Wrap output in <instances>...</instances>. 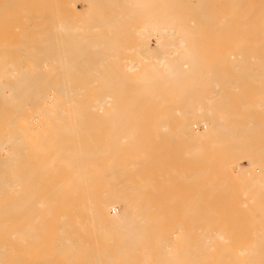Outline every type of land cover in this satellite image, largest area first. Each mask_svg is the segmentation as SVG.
<instances>
[{"label":"bare ground","instance_id":"obj_1","mask_svg":"<svg viewBox=\"0 0 264 264\" xmlns=\"http://www.w3.org/2000/svg\"><path fill=\"white\" fill-rule=\"evenodd\" d=\"M250 1H252V0H250ZM258 1H260V0H257V2ZM135 2H138L139 6L142 7L143 6L142 4H147V3L150 4L149 2H154V1L150 0L149 2H146V0H143V3H141L142 0H136ZM183 2L185 3V1H183ZM217 2H218V0H217ZM239 2L244 3V1H240V0H239ZM239 2L234 3L236 5L235 6L236 8H238V5L241 6V4H239ZM260 2H259V4H261ZM92 3H94V2H92ZM102 3H103V1H102ZM102 3H100V5ZM104 3H106V2H104ZM104 3L102 4L103 6H104ZM110 3H112V1ZM114 3L115 2H113L110 5H114ZM208 3H209V0H208ZM215 3L216 2L213 1V5ZM253 3H254V0H253ZM262 3L264 5V0H262ZM218 4H219V2H218ZM228 4H229V2L225 5L228 6ZM231 4H232V2H231ZM234 4H232V5H234ZM67 5L70 6V3H67ZM127 5H128V3H127ZM244 5H246V4H244ZM69 6H68V8H69ZM94 6L96 7L97 5H94ZM118 6H120V5H118ZM122 6H120L121 10H124L123 9L124 6L123 7ZM156 6H158V5L156 4ZM211 6H212V4H211ZM257 6H258V4H257ZM260 6L261 5H259L258 7H260ZM130 7H129V9L132 8L131 10L134 13V14L133 13L132 14L130 13V14L133 15V17L135 16V18L138 20L137 16L139 17V15L137 13H139V11H141L142 8H139L137 6L140 9V10H138V8L135 9L136 7H134L133 5L131 8ZM133 7H134V9H133ZM148 7H146V8L144 7L143 8L144 10L142 12L144 13L145 9L147 10ZM151 7H152V5L150 6V8ZM68 8H67V11H70V8H69V10H68ZM109 8L107 11H109ZM158 8H160V7H158ZM251 8L252 7H250V10H251ZM215 9H216V7H215ZM222 9L220 6V10H217V11H219V14L221 13ZM246 9L247 8H245L244 11L249 10V8H248V10H246ZM55 10L54 9H53V11L51 10V12L53 13L52 16H54V14H56ZM102 10H103V8H102ZM118 10H120V9H118ZM134 10H136L137 12H135ZM241 10H243V9H241ZM257 10H259V9L257 8ZM260 10H262V8H260ZM107 11H106V13H107ZM129 11L130 10H128V12ZM150 11L151 10L145 11V12L147 13ZM162 11H164V10H162ZM217 11H216V13H218ZM228 11H229V9H228ZM233 11H234L233 14H235L236 13L235 10H233ZM63 12H66V11H63ZM151 12L154 13V10ZM222 12H224V11H222ZM226 12H224V13H226ZM243 12L242 13L239 12L238 14L240 15V13H241L242 15H240V16H243ZM256 12H258V11H256ZM68 13L69 12H66L67 15H68ZM86 13H88V12H86ZM122 13H121V15H122ZM124 13H123V15H124ZM135 13L137 14V16ZM143 13H141V14L143 15ZM146 13H144L145 16L147 15ZM250 13H252V11ZM258 13L254 12L253 14H256V16H258ZM261 13L264 16L263 12H260L259 16H261ZM104 14L105 13H103V15ZM127 14L128 13H126V15ZM149 14L152 15L151 13H149ZM149 14L146 17V18L149 17L148 19H145V16L143 15V19L146 20V22L144 23L145 27L143 29H141V28L144 25H142L140 29L137 27L139 31L135 32V33H141V35L146 34L147 37H149L148 35L150 32L153 33L154 34V40H155L154 46H151L150 39L145 40L146 38H143L144 40L142 39L143 41L141 44L140 43H138L139 45L134 44L136 46L135 49L137 50V52L135 51V53H138V57L135 56V58H131L133 55L130 57V54H129V57L131 58L130 60L128 59L129 64L121 63V60L118 61V62H120L119 64H117L118 63L117 61L113 62L116 59L118 60L119 57L113 59V61H111L109 63H106L105 61H103V63H106V65H105L106 67H109V66L114 67L115 66V68L116 67L118 68V69L116 68L117 70H114L113 68L110 69V67L104 68V70L101 67L102 68L101 71H99L100 68H99V70L96 69V67L102 66V62H101L102 60L115 57L114 54L116 52L115 53L113 52L114 54H111V52L113 50H116V48L114 46H110L108 44L107 40L101 39L100 37H99V39H97L98 37L96 36L97 38H94L95 37L94 36L93 38L96 40L91 39L89 41V46H90V48H93V47H97V45H99V47H97L96 49L93 48L90 51V53L89 52L84 53V51H88L87 49L89 46L80 47L78 45V43L82 39L75 38V37H78V35L76 36V34H74L75 30L77 31L78 26H76V22H74V20H73L74 18L70 19L71 20L70 23L68 21L69 19L66 20L67 22H65V21L58 22L57 25L56 24L52 25L53 23L52 24L49 23L50 26L51 27L53 26L54 28H56V30H54L52 27V29H53L52 31L49 30L48 32L46 31L45 33H43V36L41 35L42 37L39 38L40 40L37 39L39 41L37 45L31 44L32 46L29 45L30 47H23L20 45L21 48L22 47L23 48H22L21 53L19 51V54L18 53L15 54L14 48H13L14 54H12L13 51L11 52L12 49L11 50L8 49L9 50L8 51L9 53H8L7 49L5 48V47H9L12 44L16 45V43H15L16 41H14V43L12 41V43H11V40H13L15 38V36H16V40L19 41L17 39L19 34L15 35V33L19 29L16 30L15 26L13 27V29H11V30H13L11 32H13L14 33L13 35H15V36L11 35L8 29H7V31L9 33L4 31V32L10 34L11 35L10 37L13 36V38L12 39L8 38L7 34H6V37H4V35H2L4 38H7V39H3V37H2L3 41H5V44L3 43V41L0 38V264H23L27 261L31 264L73 263V260L76 258V255L78 252H80L84 249L89 250L91 247H93L94 245L97 244L94 242L89 243L88 241H84L83 238H80V236L77 234V231H75L73 234L67 235L65 232L60 233L59 232L60 230L56 231L55 233H53L51 235L53 237H51V241L49 242V240H47V239L50 237L47 235L45 228L40 234V232H39L40 229L35 224H33L29 227H27V226L24 227L23 225H21L17 221V219H19V217H21V213H22L21 211L28 209L30 211L36 212L38 206H39V209L42 208L41 214L45 215L47 213V211H46L47 205H49L47 203L48 202L47 200H52V199H55L58 197L63 198L64 196H70V197L76 198V200H78V199H81L82 201L86 200L85 203L90 202L94 198L103 199V201L105 203L103 204L102 208L96 209L94 205H91V206L87 207V212H89L92 219H93V217L97 216L100 212H102V213L106 214L108 221L104 225L98 226V223L96 224V222H94V220H92L89 223V225L94 226L95 230L91 231L90 234L93 237H95L96 239L102 240L107 245H113V243H115L118 240H123L126 243L123 246H118L117 248H115V250H116L115 255H117V256L107 255L105 257H100L97 255V251L95 250L91 255V261L92 262L94 261L97 263H102L103 260H106V259L110 260L114 257H120V258H124L126 260L129 259V261L131 263H135V260H139V263H144V264H147V263H153V264H264V222H263L264 209L262 211V204L264 207V202L261 200V196H264V195H262L263 194L262 192L264 191L262 189V182H263L262 177H264V176H262V175L264 173L263 174H260V173L257 174L256 172H254L253 174H251L249 179H244L243 181L239 182L240 180L238 181V179L236 177H234V175H233V174H235L233 171L234 169L232 170V168H230L231 166H227V164L224 163L225 168L224 167L223 168L225 170H228V171L225 172L222 168V170H223L222 172L227 173L229 178L232 180L231 181L232 184L229 181L227 182L225 180L227 186H230V184L233 185L238 181L237 183H239L240 188H241V189H239L241 196H242V193L243 194L245 193L244 196L245 195L247 196V194H246L247 189H248V191H250L251 188H253V190H255L254 192H252L253 196H251L249 198L247 197V199H249V201H252L255 205H252L250 207L246 206V208H245L246 212L251 211V213L250 214L248 213V215H246V216H242L240 218V220H239V218H237L236 214L237 213H239V214L243 213L245 215L246 214L245 210H243L244 212L242 211L241 213H240V211L234 213V211H236V210L232 209L233 212H231V213H234L233 216L236 215V217L233 218V217H231L232 215H230V214L228 216V213L224 207H223L224 209L222 208L223 210L226 211L227 215L225 214V211L221 210L222 214L224 212V216L226 215L227 218L231 217V219L233 218L232 220L235 221V222H233V226L235 225V226L242 227V228H235L234 227V229H233V226H232V229L229 228L231 226L230 222L225 223V221L228 219H225L226 217H224L221 214V211L219 212V210H218V212L221 214V217L223 216V219H225L224 222L222 221L225 224H220L221 222H219V224H218L217 221L214 222L215 218L213 219L212 216H215V215L211 214L212 216L211 215H205V216H201V217H195V213H193L194 217L192 215V218H191L192 220L190 222L191 226L189 228L186 227L187 224L185 223V221H183L181 219V220H178L177 223H175L168 230H164L162 228H160L161 229L160 231L148 230L147 229L148 226L152 225V223H153L152 219L155 218V217L153 218L152 213H150L151 211L153 212V210H151V208L154 209L155 207L153 206V204H151L152 207L148 206L149 204L147 206H145V203L147 201L142 196L144 194L145 198H147L145 195L146 190H149L150 188L152 189V187L155 188V184L158 182V181H156L157 176H159V178H161V175H164V174H160V173L155 172V173L150 175V178L145 179V180L141 178L142 181H140V183H137L136 185L128 186L129 190L131 192H137V193H135V195L138 196V197H134L131 199L129 198L127 192L123 193V192L119 191L120 188L114 190L108 184L102 185V183H101L99 186V189L102 188V186H103V190H101V191H97L96 189L90 190V187L92 184H94V183L97 184L100 181V179H101L100 176L102 177L104 175V177H106V176H110V175L115 176L116 174H118L120 172V170L118 169L119 163L125 162V165L121 170H125L128 168V165L126 164V162H127V158L125 156L126 153L123 154V151L121 152V148L118 144L119 143L118 137L121 136V133H119V132H126L127 131L129 133L127 136L122 138V141H124V139H125V141H126V139H128L129 141L128 142L126 141L127 143L125 142L124 145H121V147L125 148V146H126L128 148V146L130 145L129 147L131 148V146H133L132 147L133 149L131 148L132 151H130L133 153L134 150L137 148L134 144H132L133 141L131 142L130 140H133V139L135 140V138H136L135 135L137 133L139 134V131L141 130L140 129L141 127L139 128V130L137 128H133V130H132L129 127L130 124H128L127 126H123L122 124H123L124 120L122 121V118L120 116H119V118H117L118 116L116 117V116L110 115V114H115V115L121 114V112H119V110H117V111L115 110V108H117V106L116 107H115V105L111 106L110 104H109L110 105L109 110L112 107L114 109H111V112L107 113L109 115V117H111V118H108V116L106 117V120L111 122L110 124H107L108 126L111 125L108 129H105V127L102 124L101 125H94V124L84 125V124H81V122L104 121L102 119H105V116L107 114H105V111H104L105 115L103 117L102 111H101V114H100V112L98 114L99 110H97V112H96V109L98 107L100 109L101 105L103 103L106 104V103H110V101H112V100L108 101L107 99H113L114 98L115 100H121L122 103L125 102L123 100H126L129 102V104L130 103L138 104L141 101L143 103H145L146 101L153 102L155 100V98L158 97V94H160L158 91L161 88L160 84L162 85V82L160 81L161 83L159 82L160 83L159 84L158 83L159 80H162L164 85H166V88L168 87L167 89H170L171 91L175 87L176 88L177 87L185 88V89H181L182 93H184V94H185L186 89L188 91L191 90L192 92L190 91V93H192V94H193V89H194V92L198 91V90H201V91L202 90L204 91L205 89L208 90L209 89L208 84L209 83L211 84V82L209 81L206 85L208 87L205 88L204 86H202L203 89L197 90V88L201 87L200 84H202L205 81V79H208V77L206 78L207 75L205 74L206 75L205 76L202 73V71L197 70L199 72L198 73L195 70V68L197 69V67L199 68V66L203 65V64L199 65L197 63L196 59H197V56L202 57L201 55H203V57L205 58V57H208L210 55V54L207 55V53H206V55L202 54L204 52L199 51V48L203 49L202 46H206V41L204 42V40H202V37H201V36L206 35V34L205 33L202 34V32H204V31L207 32V30H210V31L214 30V26L220 25L219 24L220 22L218 24L216 23V25H213L214 23L211 22V23H213L212 29L210 27V26H212L211 23L206 24V25H210L209 26L210 29L208 26H207L208 27L207 28L204 24V27H205L204 31H203V29L201 31V28H203V24L200 27L194 26L195 28L199 27L198 29H200V31H201V33L199 31L198 34L199 33L201 34L200 40L203 41L202 45L200 42H199L200 44L194 42V44L196 43V45H194L192 43L193 42L192 41L190 49L188 48L189 47L188 45H187L188 47L184 46L185 44H183V43H185V42L187 43V41L189 42L190 38H189V35H188L189 39L187 40V38H186L187 37L186 35L188 34V30H184V32H187V34L184 35L186 37L182 36V34L184 32L181 30V32L178 35L180 36V34H181L182 38L180 36V40L178 42L176 40L177 43L172 44L171 48L166 50L165 44L163 43L162 39L166 38L167 36H170V37L172 36L171 38L170 37H167V38L168 39L174 38V40L172 39V41H175V37L179 38V36L176 35L180 31L177 28L178 24L177 25L175 24L174 26L168 25L170 23L173 24V22H171V20H170V23H167V25L165 24L166 22H163L165 25H160L159 22H162L163 20L162 19L158 20L159 18H157V19H155V21L157 20L156 22H149L148 23L149 26H147L148 25L147 21H149V20L153 21V18L151 16H149ZM219 14H218L219 17L217 19H220V17H221ZM233 14H230V15L232 16ZM69 15H68V17H69ZM76 15L78 16L80 14H76ZM87 15H89V14H87ZM111 15H114V14H111ZM117 15L118 14H116V17H117ZM119 15H118V18H121V17H119ZM244 15H247V14H244ZM59 16L63 18L64 15L61 16L59 14ZM70 16H73V15H70ZM107 16L108 15H106L105 18ZM231 16H226L227 19L223 20L222 22H224L226 20L228 21V19L231 18ZM240 16L238 19H237L238 16H236V21H235V23L233 21V23H234V24L232 23L233 25H235V24L237 25L238 23H240L239 26L242 24H243V26H246V24L248 26V24H249L248 21L251 20L250 22H253L252 19H254V18L249 17V18H247L248 21L245 22L246 24L244 25V22L237 21L240 19ZM0 17H2V16H0ZM41 17H40V19H42L44 17V15L42 18ZM244 17L246 18V16H243L242 19ZM3 18H4V16H3ZM66 18H67V16H66ZM66 18H64V20ZM118 18L116 20H118ZM232 18H233V16H232ZM45 19L47 21L48 18L44 17V20ZM127 19H129V18L127 17ZM127 19H125V22H128ZM143 19H141V20H143ZM55 20L56 21H54V22L56 23L57 22V16H56ZM254 20L256 21V19H254ZM97 21H98V19H97ZM164 21H166V19ZM167 21H169V20H167ZM196 21H198V20L196 19ZM85 22H86V20H85ZM112 22H115V25H116V21H111V23H110L111 27L115 28V25H113L114 23L112 24ZM125 22H122V23H125ZM83 23H84V21L82 22V24ZM122 23L120 24V26L122 25ZM129 23H130V21L127 24L125 23L123 25L128 26ZM177 23H179V22L177 21ZM227 23L225 25H229ZM229 23L231 24V21H229ZM49 24H47V25H49ZM130 24H129V26H131ZM133 24H132V26H133ZM187 24H185V25H187ZM254 24H251L248 27L247 26L246 27L251 28V30H252L251 26ZM256 24L260 25V21H259V23L256 22ZM15 25H17V24H15ZM225 25L223 24L224 27L222 26L223 29L225 28V31H224L225 33L222 31L223 29L221 26H220L219 31L217 33L222 31L223 34H225L224 36H226L227 29H226ZM258 25H256V27ZM12 26H13V24H12ZM120 26L118 25L115 28L116 29L115 32H113L112 28L109 27L111 30V34L114 33L115 34L114 36H117V35L119 36V34L121 33V35H122L123 30L120 31L119 34L116 35V32H118L117 28ZM127 26H126V29H124V32H125V30H127V32H128ZM191 26H193V25H191ZM239 26L237 25V27H239ZM263 26H261V27H263ZM40 27L45 29L47 26L42 25V26H39L38 28H40ZM261 27H258V28H261ZM8 28L10 29L11 27H8ZM21 28L22 27H20V29ZM42 28H41V30H42ZM48 28H50V27H48ZM95 28H96V26H95ZM120 28H118V29H120ZM36 29H34V30L36 32H39L40 29L39 30H36ZM80 29H81V27H80ZM15 30H16V32H14ZM34 30L31 29L29 31H32V33H33ZM215 30H216V27H215ZM248 30L249 29H247L246 31H248ZM1 31H3V29ZM237 31H239V30L237 29ZM243 31L244 30H242V32ZM246 31L243 32V34L241 31H239V34L236 31H234V33H230V31H229L230 34L227 35V38L228 37L231 38V36H233V34L235 35V37L233 36L232 37L233 39L231 38L229 40V42H227L228 40L226 37H222V38L226 39L225 40L226 42L223 41V42H225L224 44H227V43H229L231 45L238 44L237 42L234 44V40H236L238 38L237 36H239L240 34L245 36ZM22 32H23V30H22ZM22 32L20 34H22ZM36 32H34L33 34H35ZM127 32L125 34L129 33L131 35L132 30H131V32L130 31L128 33ZM191 32H192V30L190 31V33ZM194 32H196V30H194ZM211 32H209V33H211ZM254 32H256V31H254ZM249 33H251V31L247 33L248 36L249 35L251 36V34H249ZM28 34H29V32H28ZM36 34H38V33H36ZM173 34H175L176 36L174 35V37H173ZM196 35H197V33H196ZM219 35H220V37L222 36L221 34H219ZM30 36H32V34ZM218 36L216 38L219 40L220 37H218ZM250 36L248 38H250ZM33 37L36 40L35 35H33ZM212 37H209V39L210 38L212 39ZM257 37L260 38V36H257ZM257 37H256V39H257ZM20 38H21V36H20ZM27 38H29V36ZM138 38L140 39V36ZM138 38H137V40H139ZM244 38L240 39L241 42H244V41H242V39L244 40ZM251 38H252V36H251ZM30 39L32 40V38H30ZM8 40H10V43L8 42ZM35 40H33V41L35 42ZM37 40H36V42H37ZM117 40H121V39H119V37H118ZM164 40H165V43L168 42V41H166V39H164ZM195 40L197 41V37H196V39H194V41ZM212 40L215 41V39H212ZM212 40H210L209 43ZM238 40H239V38H238ZM33 41H30V42H33ZM84 41L85 40L83 39V44H84ZM86 41H87V39H86ZM124 41H125L124 42L125 45L126 44L129 45L126 42V40H124ZM132 41H130V43H132ZM214 41H212V42H214ZM248 41H250V40H247V43H242L243 48L245 45L248 46L250 44ZM262 41H264V40H262ZM262 41L261 42L259 41V42L262 43ZM117 42L119 44V41H117ZM138 42H140V40ZM223 42H222V40L220 41V43H223ZM21 43L22 42H20L19 44H21ZM121 43H122V40H121ZM121 43H120V45H121ZM209 43H207V46ZM214 43H212V44L210 43L209 45L210 46L214 45ZM6 44L9 46H7ZM19 44H18V46H15V48L19 47ZM87 44H88V42H87ZM192 44H193V47H192ZM197 44H198L197 51L199 53L200 52H202V53L200 55L196 56L193 52L194 49H192V48H195V46L197 47ZM84 45H86V44H84ZM115 45H117V44H115ZM200 45H201V47H200ZM216 45H217V43H216ZM231 45H228V46H231ZM254 45H255V43H254ZM256 45L253 46L252 48H255ZM131 46H133V45H131ZM210 46H208L209 49H211ZM217 46H220V45H217ZM246 46H245V53L251 52V51H248L251 46L249 48H247L248 50L246 49ZM128 47H129L128 52L131 53V51H132L131 49L133 47H130V45ZM21 48H20V50H21ZM124 48H126V46H124ZM124 48H119V49H124ZM205 48H207V47H205ZM219 48L221 49V47H219ZM257 48L259 50V46H257ZM257 48L255 50L253 49L256 53L258 52ZM260 48L262 50L261 44H260ZM126 49H128V48H126ZM157 49L159 50V53L157 55H154V54L150 55L151 53H153V51H155ZM220 49H218V51H220ZM222 49H223V52L220 51L219 55L226 53V51H227V48H225L224 45L222 46ZM17 50H19V49L17 48L16 52H18ZM179 50H181V51L183 50V51L180 52L175 57L174 54L176 52H178ZM214 50H215V45L213 47V53H214ZM224 50H226V51H224ZM231 50L230 51L228 50L229 52H227L226 54H223V55L227 56L228 53L229 54H231L230 52L233 53L234 50L233 49H231ZM1 51H4V52L1 53ZM24 51H27V52L23 53ZM121 51H123V50H121ZM124 51H126V50L124 49ZM211 51H212V49H211ZM218 51L216 50L217 53H218ZM254 51H252L251 53H253ZM198 52H196V53H198ZM234 54H235V52H234ZM247 55H248V53H247ZM259 55H261V54H259ZM117 56H119V55L117 54ZM139 56H141V58ZM210 56L216 57V56H214V54L213 55L211 54ZM229 56H231V55H228V57ZM120 57H121V54H120ZM129 57H127V58H129ZM211 57H209V59L207 61L209 63L208 66L210 65V62L213 61V63H214L213 65H215V63H217L216 66H218V64H220L219 67L222 69L223 65L221 63L224 61L223 59H226V58L222 59V57L221 58L219 57L220 60L222 59V62H215L214 60L209 61ZM234 57L236 58L235 55H234ZM239 57H240V55H239ZM242 58H244V57H241L239 59H242ZM246 58H247V56H246ZM239 59H237V60L239 61ZM261 59H262V61L251 62V63L246 62V61L235 63V61L233 62V60H230V63H231V61H232V63H234V64H232V63L231 64L233 65V68L235 70L233 69V71H231V72L226 71L227 68L229 67V66H226L227 68L225 71H226V73L228 72L230 74L226 77L227 84H232L234 87H237L238 84H241L242 86L249 85V87L257 85L258 88L260 86H263L264 85V60H263V58H261ZM144 60H146V61L150 60V61L148 63H144L145 62ZM200 60H201V58L199 59V61ZM203 60L206 61V58ZM231 64H230V66H231ZM140 65H143L142 68L145 67L144 70H142L141 76H143V77L139 78L137 76L138 78L136 77L137 78L136 80L134 79L135 76H134V78H131L130 80L127 79L126 73L128 72V69H130V71H132L133 69H136V67H138ZM82 66H86L89 69L87 68L84 70V69H82ZM208 66H204V68L205 67L207 68ZM211 66H212V64H211ZM78 67H80V69ZM189 67H190V69H186ZM223 67H225V66H223ZM208 68L205 70H208ZM210 69H211V67H210ZM212 69H213V67H212ZM209 70H208V72H209ZM194 71H195V73L196 72L197 73L195 74ZM200 72H201V74H200ZM208 72H207V74H208ZM95 73H97L96 74L97 76H94ZM211 73L213 74V72H211ZM111 74H116V75L121 74L123 76L125 75L126 78H122L121 75L119 77H111ZM154 74H155V76H154ZM191 74L192 75H194V74L195 75H199V74L202 75L203 74L204 76H201V77H204V79L201 78L199 75L200 80L201 79L202 80H201V82L197 81V79L199 80V78H198V76L194 75L197 78V79H195V78L194 79L197 82H200V84L195 86L193 83L196 84L197 82L194 79L192 80L193 76ZM82 75L83 76L88 75V77H83ZM191 76H192V78H190ZM216 77L218 78V76H216ZM217 78H216V80H217ZM221 81L224 82L223 84H226L225 80H221ZM92 82H98V83H101V85H97L98 84L97 83L96 84L97 86L93 87V84H92V88L89 87V85L88 86L83 85L85 83L87 84V83H92ZM154 82H157L159 84V88L157 87V85H158L157 83H156V85H154L155 84ZM130 83H132V84L136 83V85L135 86L134 85H132V86L128 85ZM137 83H139V84L137 85ZM205 83H206V81L204 82V84ZM213 83H215V85ZM213 83L211 85L212 86L214 85V88H215L216 85L219 83V80L218 81L214 80ZM193 86H195V87L199 86V87H197L195 90V87H193ZM212 86H210V87H212ZM220 87H221L220 84H219V86L217 85V89H219L218 90L219 92L220 91L222 92L221 93V95H222L224 92L222 91L223 89L222 90L220 89ZM222 87H224V86L222 85ZM224 88H226V87H224ZM167 89L166 90L164 89V91L162 90L163 94L160 90V92L163 96L165 95V93L167 95V93H168ZM250 89H255V88H249V90ZM226 90H227V88H226ZM228 90H229V88H228ZM244 90H245V88H244ZM176 91H177V94L174 93L175 92L174 90H173V92H171L172 94L174 93L173 96H175V95H176L175 97L180 96L181 93H179V91L177 89H176ZM201 91H199V95H201V96H198V95H196V93H194V98H195V96H197V98H199V100H200V97L204 98V97H206L204 95L208 94L209 97L208 98L206 97L208 100L209 98H212L214 96L213 93H212L213 96H210L211 90H210V93H208V91H209L208 90V91H206V93L204 92L203 94ZM219 92H218V97L221 96L219 94ZM235 92H237V91L235 90L232 93H235ZM170 94H169V96L168 95L167 96L169 97V99L171 101V98H170L171 95ZM184 94H183V98L187 97L186 96L187 94L185 96H184ZM216 94H217V92H216ZM226 94H227V96H231L230 93L225 92V94H223V97ZM236 94L237 93H235V95H234L235 97H236ZM263 95L264 94H262L261 91H257V89H256L255 93L252 92V94H251L252 97L251 98L248 97L250 99H248V98H247L248 100L244 99V103L242 102L243 99L241 97H240V99H242V100L239 99V97H238L239 95H237L238 98H236V99L233 98L235 100V109H234V111H232L233 112V116H232L233 118L229 117L230 120L232 118L230 126H228L229 123H228V125H226V122L228 120L227 116H229V115L226 116L227 119H224L223 113H217V111L219 109L216 111L213 108L214 110L212 109L213 111H211L208 108L207 109L203 108L199 104V100H197V101L194 99L190 100L189 98L188 99L186 98L187 100H185L182 97H180L182 104L179 100L178 101L179 103L177 105V106H179V108H177V109L178 110L182 109V111H181L182 113H180V115H179V116H182L181 117L182 119L179 117V118H176L177 120L176 119L174 120V118L172 117V120L175 121V127L173 126V128H176V130H175L176 132L177 131L179 133L182 132L181 135H179V134H177V135L182 136V134H184V137L186 136V138H189L190 141L189 142L187 141V143H189V144L191 143V140H192V143H193V141H194V143L195 142L199 143V141L202 142L205 140L204 142H206V141L210 140L212 142L214 140L213 142L215 143V146L219 149L221 147L220 146L221 142L219 144L218 140L222 137L224 138V136H223L224 133L221 132L220 127L222 125H226V127L232 131L231 132L232 138L230 137V134H229L230 131H228V133H227L228 135H226L225 138H228L227 136H229L230 140L231 139L234 140V143H230L232 141H228V142L225 141L228 146L230 145V148L227 150L225 149V150L228 153V150L233 149V147L231 148V146L233 144H234L235 148L237 149L234 151L235 153L233 152V154L231 151L230 159L232 160V158H233L232 156L235 155L236 152L239 151V149H240L243 151V153L245 152L246 156H245V154H242V156L239 155L242 153V151H240L241 153L238 154V152H237V154L235 155L236 157L234 159L236 160V158H237V160H238L239 156H241V158H242L244 155L245 158L246 157L248 158V160L246 159V161H248L249 166L250 165L254 166V164L261 163L263 161V157H264L263 156L264 146L262 145V140L264 139V137L262 139V135H263L262 134V124H264V120L262 119V112H264V111H262V107L264 108V96ZM163 96L161 97V100L165 99L164 98L165 96L164 97ZM244 96L245 95L243 92L242 97H244ZM246 96H247V94H246ZM180 98H178V99H180ZM229 98H230L229 101L231 100L233 102V103H231V105L234 104V100H232L231 97H229ZM225 99L226 98H224V100ZM237 99H238V104L236 102ZM183 100L185 102H183ZM201 100H204V99H201ZM105 101H108V102H105ZM165 101L166 100H164V102ZM81 102H83V103L85 102L86 104H88L89 107H87V108L84 107V109L83 108H77L76 105H78ZM151 102H149V104H146V106L149 105L148 107H151L150 110L148 109L150 112L153 111V108H156V110H157L160 107L161 103L159 104V106L154 104L158 107L157 108L154 105H152L154 107L150 106ZM184 103H185V105L182 106ZM151 104H153V103H151ZM223 104H225V105H223ZM223 104H220V105H222L223 107L228 106V105L230 106L229 102H226ZM226 104H228V105H226ZM28 105H31V107H29V108H31V112H32L31 114L33 115L34 119L37 118L39 120V123L38 122L35 123V120L33 118L31 120V117L29 118V120L31 122L26 121V119L28 118L27 115H30V113H29L30 111H28L27 115L24 113L27 110L26 107ZM32 105H34V110L32 109L33 108ZM63 105H69V106L72 105L74 107L69 108L66 106L67 107L66 108L65 106L63 107ZM118 105H120V104H118ZM124 105H126V108H128V106H127L128 104L126 102ZM140 105H142V104H139V106ZM166 105L168 106L169 104L168 103L165 105L163 104L162 108H164ZM173 105H174V103H173ZM123 106H121V107H123ZM139 106H138V108H141V106L140 107ZM146 106L144 108H146ZM177 106H175V107H177ZM212 106L215 107L214 105H211L210 107H212ZM75 107L77 109H75ZM130 107L131 106H129V108H128L130 111L128 109H126L125 107L122 109L126 110L127 114L130 112L132 115L133 114L132 111H135V110H132L133 107H131V109H130ZM182 107H184V108H182ZM231 107L233 108V106H231ZM118 108L120 109V107H118ZM183 109H184V111H183ZM221 109L222 108H220V110ZM224 109H226V108H224ZM103 110H105V107ZM113 110H115V111L112 112ZM146 110L147 109H145L144 111H146ZM161 110L159 109L158 112L160 111L164 114L165 112H163ZM176 110L174 109L173 111L175 112ZM138 111H139V109H138ZM126 112L124 111V113H126ZM136 112H137V109H136ZM136 112L134 113L135 116H137L139 113L138 112L136 115ZM95 113L98 114V115H96V118H95V116H93V115H95ZM143 113L146 114V112H142L141 115H143ZM153 113L155 114V113H157V111L152 112V114L151 113L150 114L153 116ZM177 113H179V111H177ZM148 114H149V112H148ZM165 114H167V113H165ZM168 114H169V112H168ZM25 115L27 118H25ZM133 115H132L131 119H130V117H129L130 115H129L128 116L129 119L127 121L126 120L125 121L129 122V120H130V122H131L132 118L134 117ZM141 115L139 113L140 117H141ZM151 115H150L149 119H154L155 116L153 118H151L152 117ZM159 115H158V117H159ZM190 115L191 116L193 115V117H190ZM34 116H36V117H34ZM101 116H102V119L100 118ZM121 116L123 117L125 115H121ZM98 117L100 119H98ZM168 118H169V116H168ZM126 119H127V117H126ZM139 119H138V121H140ZM142 119L143 118H141V120ZM144 119H148V118H144ZM178 119H180L181 122H180V120L178 121ZM162 120H159L160 121L159 124L154 125L155 131L160 132V131L167 128V126H168L166 123L167 121H165V120L162 121ZM169 120H170V118H169ZM32 121L36 125L31 124ZM134 121H135V119H134ZM177 121L180 122V124L176 123ZM62 122H65L67 124H62ZM194 122L196 124L198 122L202 123L204 128L201 130L194 129V127H195V126L193 127ZM168 124H170V123H168ZM176 124H178V125L176 126ZM132 125H133V123H132ZM43 128H44V130L42 132ZM129 128H130V130H129ZM152 129H153V127H152ZM217 129L220 131L217 132L216 131ZM105 130H108L110 132L109 134L112 133L113 137L108 136L104 142L106 144L105 147L99 148V150H94V149L90 148L91 144L88 142L85 143L87 136L80 135V134L87 135V134H91L92 132L93 133H101ZM135 130H136V132H135ZM154 130H153V132H155ZM153 132H151V133H153ZM215 132L219 133V134H217L218 136L213 134ZM160 133H162V132H160ZM221 133L223 134V135H221L222 137L220 136ZM213 135H215V137L217 136L216 142H215L216 138H214ZM157 136H158V133H157ZM210 136H212V138ZM208 137H210L211 139H213V138L214 139L213 140H211V139L207 140ZM218 137H219V139H218ZM67 138H71L73 140L70 142H66L65 140ZM205 138H207V139H205ZM90 140H91V138H90ZM122 141L120 140V143ZM219 141H221V140H219ZM129 142H131V143H129ZM134 142H136V140ZM201 142L197 145H194L195 146V148L193 146L194 149H191L192 144H190L191 145V148H190L191 149V151H190L191 155L194 151H197L195 149H197L198 146H201V144H202ZM211 142H207V143H209V145L211 144V146H209V147L214 148L215 146ZM136 143H139V142H136ZM217 145L220 147H218ZM222 145H224L223 148H225V144H222ZM227 145H226V147H227ZM115 147L117 148L116 152H120V155H121L120 158H122L121 161H119L120 159L119 160L116 159V156L111 157V155L117 154L114 150ZM137 147H141V146H137ZM262 147H263V151H262ZM118 148H119V150H118ZM142 148L143 147H141V149ZM131 149H128V150H131ZM138 149H140V148H138ZM150 150L152 152H154L156 149L154 150V148H152ZM221 151L224 152V149H222ZM112 152H114V153H112ZM155 152L158 153L157 150ZM198 152H200V151H198ZM128 153H129V151H128ZM132 153H130L131 156H133ZM160 153H162V152H160ZM206 153L207 152L205 151L204 154H202V155L204 156ZM237 155H239V156L237 157ZM119 156H117V157L119 158ZM123 156H125V157H123ZM203 156H202V158L201 157L200 158L203 159L205 157V156L204 157ZM227 156L229 157L230 155L227 154ZM99 157H105V159L107 158V160H109V162L112 163L111 165H107L104 168L105 171L103 174H101L97 171L96 159ZM210 157H212V156L210 155ZM215 158H217V157H215ZM131 159H132L133 164H134V167H133L134 169L137 168L136 166H139V163L142 161H145L148 164H152V160H155V159H150V158L141 159V158H136V157H132ZM235 160L234 161L232 160V162H236ZM158 161H160V159ZM204 161H207V160L204 159ZM209 161L211 164L212 161L211 160H209ZM213 161H215V159ZM153 163H155V161ZM196 163H199L198 159H197ZM196 163H194V164L196 165ZM200 163H201V161H200ZM161 164L162 163L158 164V162H157V165L159 167ZM204 164H201V166L202 165L206 166ZM222 164H223V161H222ZM234 165H237V164L235 163ZM191 166L193 167V164ZM209 166L210 165H208V167L206 166V169L210 168V170H211V167H209ZM214 167L215 166H213V168ZM217 167L218 166H216V168ZM237 167H238V165H237ZM164 168H165V166H164ZM166 168H167V166H166ZM166 168H165V170H166ZM199 168L205 169L204 167H199ZM218 168L216 169L217 171H218ZM238 168H236V169H238ZM257 168H258V166H257ZM261 168H259V169L261 170ZM240 169L242 170V168H240ZM250 169H247V171H249ZM255 169H253V170L255 171ZM156 170L158 172L159 171L162 172L163 169L158 170V168H157V169H155V171ZM253 170H250V172H248V173L250 174L251 171H253ZM217 171H215V173H214V170L213 169L211 170V176H212L211 178L212 179L215 178V180H216V178L218 176H219L218 178H220V177L222 178V176L224 175L223 173H222L223 175L218 174ZM244 171H246V170H244ZM152 172H154V170ZM152 172H151V170L149 171V173H152ZM193 172L194 171L192 170V173ZM197 172H198V174L201 173V172H199V169H197ZM219 172L221 173V169ZM260 172H262V171H260ZM171 173L169 172L167 174L170 176ZM195 173L196 172H194V174ZM204 173H206V172H204ZM208 173L209 172L207 170V173H206L207 176L205 175L204 177L207 178L208 175L210 174V173L209 174ZM212 173L214 175L218 174V176L215 175V177H214ZM240 173L241 172H239L237 174L239 178H241L240 175H243L242 173L241 174ZM155 174H157L156 177L154 176ZM245 174L247 175V173H244L243 177H246ZM195 175H197V174H195ZM195 175H193V176L195 177ZM186 176H187V174H186ZM190 176L186 178L189 181V183H190V180L192 182L194 179H197V177H195L193 179V177L190 178ZM197 176H198L197 180H199L200 175H197ZM41 177L44 178L45 186H43V189L41 187L42 192L40 194L39 188L41 185V183H40ZM223 177L226 178L225 176H223ZM162 178H164V176ZM188 178H190V180ZM165 179H167L168 181H166ZM212 179H208V180H212ZM170 180H171L170 178L168 179L165 177L164 181L163 180L162 181H163V183L165 181H166V183L172 182L169 185L173 189V185H172L173 181L172 180L170 181ZM187 180L184 179V183L188 182ZM200 180H201V177H200ZM203 180H205V179H203ZM154 181H156V182L154 183V186H153L152 184ZM216 181H215V183H216L215 189L217 188L219 190V187H220V189L221 188L224 189V187L225 188L227 187V186H225L226 184L224 185V187H223V185L219 186L218 180H216ZM219 181H220L219 183H221V180H219ZM211 182L212 181H210V184H211ZM167 184H165V187L169 186ZM196 184L197 183H194L195 187L198 186ZM205 184L202 185L203 187L200 186L198 188L200 189L202 187L204 190ZM210 184H207L208 185L207 189L210 187L212 189L214 188V187H212V185L210 186ZM151 185H152V187H151ZM213 185H214V182H213ZM236 185L237 184H235L233 186H236ZM158 186H159V184H158ZM148 187H149V189H148ZM162 187H164V186L162 185ZM167 187L165 189L169 190V187H168V189H167ZM157 188H159V187H157ZM202 188L200 190H202ZM230 188H231V186H230ZM230 188L223 190V192H224L223 194H225V193L230 194L229 191H231V192L236 191L238 187L234 188L233 191L231 190V189H233V187L231 189ZM263 188H264V186H263ZM172 189H170V190H172ZM217 189H216V191H217ZM122 190L124 191L125 189H122ZM154 190H156V188ZM159 190H161V189H159ZM166 190H165V192H166ZM194 190H195V188H194ZM194 190H193V193L196 192ZM200 190H199V192H196L195 195H198L197 193H200L201 192ZM226 190H227V192H225ZM214 191H211L209 189V193L207 192V195H209L211 192L213 193ZM151 192L153 193V191H151ZM156 192H157L156 194H158V190ZM161 192L165 193L164 191H161ZM147 193H148L147 195H149V191ZM171 193L172 192H170L168 195H170ZM203 193L204 192L202 191L198 195L199 197L196 196L197 199L201 198V199H199V203L203 202L202 198L205 199L203 197L204 196ZM219 193L222 194V191L221 192L219 191ZM238 193H239V191H238ZM213 194L216 196L218 193L216 194V192H215ZM236 194H237V191H236ZM154 195L155 194H153V196L149 195V197H154ZM162 195L167 196V193L161 194V196H159L160 197L159 201L161 199L163 202H165L163 200L164 197ZM222 195H221V197H222ZM140 196L145 200V202H143L144 200L142 201ZM156 196H158V195H156ZM210 196H211V194H210ZM161 197H163V199ZM173 197H177V196L174 195ZM196 197L195 196L193 197V199H194V200L192 199L193 202L196 201L195 200ZM223 197L225 198L224 195H223ZM211 198H212V200L209 198L211 200V203H210L211 205H212V202L214 203V201L215 202L219 201V200H216L219 197L218 198L211 197ZM229 198H230V196H229ZM229 198H227L228 201L225 198L228 205L230 204V203H228V202H230ZM235 198H237V197H235ZM151 199L153 200V198H151ZM156 199H157V197L155 198V200ZM209 199H207L205 201H210ZM213 199H215V200H213ZM247 199L244 200V203L243 202L242 203L239 202V203L243 206L248 201ZM165 200H167L168 202L170 201L168 199H165ZM173 200L175 201V199H172V202H174ZM238 200H236V202ZM162 201H160V202H162ZM232 201H234V200L232 199ZM242 201H243V199H242ZM120 202L121 203L124 202L126 204L124 207L122 206L123 207L122 210L124 211L125 217H121L118 214V212L116 211V207H118ZM252 202H247V203L253 204ZM260 202H262V204ZM147 203H149V202H147ZM105 204H106V206L104 207ZM190 204L193 205L194 203L191 202ZM203 204L204 203H202L201 205H203ZM215 204H214V206L216 209V205H218V204H216V205ZM227 204H226V207H228ZM201 205L199 204V206H198V202H197V206L199 207V209L196 208L197 206L195 208H193V206H192V209H189V211L194 210V212H196V210H198L201 213V211L203 209V207L200 208ZM224 205L225 204H223V206ZM206 206H207V204H206ZM230 206L232 208L231 204L229 205V207ZM236 206H238V202H237ZM239 207H236V208L234 207V208L240 209L241 207L240 208ZM111 209H113L114 213H111ZM215 209L211 210V211H210V209L209 210L207 209L208 210L207 212H209V211L214 212ZM241 209H243V207ZM149 210H151V211H149ZM198 211L196 212V216L198 215L197 214ZM255 212H258V213H255ZM217 213H215V214H217ZM219 213H218V215H219ZM27 214L28 213L25 212V215H27ZM218 215H216V216H218ZM127 217H129L128 218L129 220L131 219L130 220L131 222H129V224H128L129 220H127ZM39 218H41V216H38L37 220ZM217 218L220 219V217H217ZM26 220L30 221L31 217L29 216L28 219H26ZM238 221H241V222L239 223ZM60 222L61 223L66 222V224H68L67 226L71 227V223H70L68 215L62 217ZM123 223H127L129 226L126 227V225H124L123 228H120L119 226H121ZM227 223L230 224V226ZM96 226H98V227L96 228ZM226 227H228L229 229H226ZM42 251H43V253H41ZM87 254H88V252H87ZM80 258L81 257L78 258L77 263H79Z\"/></svg>","mask_w":264,"mask_h":264},{"label":"rangeland","instance_id":"obj_2","mask_svg":"<svg viewBox=\"0 0 264 264\" xmlns=\"http://www.w3.org/2000/svg\"><path fill=\"white\" fill-rule=\"evenodd\" d=\"M100 1V2H99ZM102 1H103V3L104 2H108L107 4L106 3H104V6L102 5L103 3H102ZM112 1V3L113 2H115L114 3V5H110V4H112V3H110ZM136 0H0V16H2V17H0V38H1V40L3 41V39H7V38H4V37H6V34L8 35L7 37L8 38H10V39H12L13 38V36H15V35H18V37L20 38V36H21V38L19 39L18 37H17V39L19 40V41H17L16 40V36H15V38L13 39V40H11V43H12V41H13V43H14V41H16L15 43H16V45H14V44H12V45H7V46H9V47H5L6 49H7V52L9 51L8 49H12L11 50V52L13 51V48L15 49V54H19V51H20V53L22 52V48L23 47H30V46H32L31 44H38V40L37 39H39L40 37H42L43 36V33H45L46 31L48 32L49 30H56V28H54L53 26V29H52V27L50 26V24H52V25H57V23L58 22H63V21H65V22H67L66 20H68L69 21V23L71 22V20L70 19H73L74 20V22H76V26H78L77 27V31L75 30V33L74 34H76V36L78 35V37H75V38H78V39H82L79 43H78V45L80 46V47H84V46H89V41L91 40V39H93V40H96V39H94V38H97V39H99V37L101 38V39H105V40H107V42H108V44L110 45V46H114L115 48H116V50H113L112 52H111V54H114L115 52L119 55V56H117V54L115 53L114 55H115V57H113V58H108V59H105V60H102L101 62H102V66H98V67H96V69L97 70H99V68H100V70L99 71H101L102 70V68H103V70H104V68H109V67H106L105 65H106V63H109V62H111V61H113V59H115V58H118V60L116 59V60H114L113 62H118L119 60H121V63H125V64H129V60L131 59V58H135V56H137L138 57V53H135V51L137 52V50L135 49V45L134 44H137V45H139L138 43H142V41L144 40L143 38H146L145 40H147V39H150V43H151V46H154V44H155V40H154V34L153 33H149V37H147L146 36V34H142L141 35V33H135V32H138L139 30H138V28L140 29L141 28V26L142 25H144L141 29H143L144 27H145V22H146V20L145 19H148V18H146L147 16H148V14L149 13H151L152 15H150L149 14V16H151L152 18H153V21L152 20H149V21H147V24L149 23V22H156L155 21V19H157V18H159L158 20H163L162 22H159L160 23V25H167V23H170V20H171V22H173V24H168V25H177L178 24V29L180 30L176 35L177 36H179L178 34L181 32V30L184 32V30H188V34H187V32H182L183 34H182V36H184V35H186V36H184V37H186L187 38V40L189 39V42L187 41V43L185 42V43H183V44H185L184 46H186V47H188L189 49H190V47H191V42L194 44V42H196V43H201V45H202V42L203 41H201L200 39H201V37H202V40H204V42L206 41V46H202L203 47V49L202 48H199V51H202V52H204V53H202V52H198L197 51V48H198V44H197V47L195 46V48H192V49H194V54L197 56V55H200L201 53L202 54H205L206 55V53H207V55H213L214 54V56H216L217 54L219 55L220 54V51L221 52H223V49H222V46L224 45V47L225 48H227V51L226 50H224V51H226V53L227 52H229L231 49H233L234 51H233V53L232 52H230L231 54H227V56L225 57L223 54H226V53H223V54H221V55H217L216 57H211L210 55L208 56V57H205L206 58V61L205 60H203V59H205L204 57H203V55H201L202 57H198L197 56V59H196V61H197V63L200 65H204V66H208V59H209V57H211L210 58V60L209 61H211V60H214L215 62H222V59L223 58H226V59H223L224 61L221 63L223 66H225V67H223L222 66V69L219 67V65L220 64H218V66H216V64L217 63H215V65H213L214 63H213V61H211L210 62V67H211V69H210V67L208 68V70H209V72H208V70H205V69H207L206 67L204 68V66L202 65V66H199V68L197 67V69L195 68V70L197 71V70H200V71H202V73L206 76V78L208 77V79H205V81H206V83L204 84V82L202 83V84H200V82H201V80H200V78H199V75L201 74V72H200V74L199 75H195L196 73H195V71H194V75L195 76H198V78H199V80L194 76V75H192L193 76V78H192V76L190 77V78H192V80L195 78V79H197V81H200V82H197L195 79V81L197 82L196 84L195 83H193L195 86L196 85H198V84H200L201 85V87L200 88H197V87H199V86H197V87H195V86H193V87H195V90H196V88H197V90L198 89H203L202 88V86H204L205 88L206 87H208V86H206L207 85V83L210 81L211 82V84L214 82V80L215 81H218L219 80V83L217 84L218 86H219V84H220V86L222 87V85L224 86V87H226L227 88V90H226V88H224V87H220V89L224 92L223 94H225V92L226 93H230V95L231 96H227V94L226 95H224V97H223V94L221 95V91L219 92L218 90L219 89H217V85H216V89L214 88V85H215V83H213L214 85L212 86L210 83L208 84L209 85V91L207 90V89H205L204 91L202 90H198V91H195L194 92V89H193V94L192 93H190V91H188L187 89L185 90V94L184 93H182V90L181 89H185V88H180V87H175L178 91H179V93H181V95L180 96H177V97H175V96H173V94L174 93H176L177 94V91H176V89L174 88L173 90L175 91L173 94L171 93V92H173V90L171 91L170 89H167L166 88V85H164V83H163V81L162 80H159L158 81V83L161 81L162 82V85L160 84V90H161V92H162V94H163V91H164V89L166 90L167 89V91H168V93L171 95V101H170V99H169V94L167 93V95H166V93H165V97L161 94V92H160V90L158 91L160 94H158V97L157 98H155V100L158 102H156L155 100L153 101V102H151V101H149V102H151V103H153V104H151L150 103V106H152V105H154V104H156V105H158L159 106V104L161 103L162 105L164 104H169L168 106L166 105L164 108H162L163 106L160 104V107L158 108L156 105H154V106H156L158 109L156 110V108H153V111H149L150 110V108L151 107H148V106H146V104H149V102L148 101H146L145 103H143L142 101L141 102H139L138 104H136V103H130L129 104V102L128 101H126V100H123V101H125L128 105V108H129V106H131V107H133V109L132 110H135V111H132L133 112V114L136 112V109H137V112H136V115H137V113L139 112L140 113V115L142 114V112H146V114L145 113H143V115H141V117L139 116V113H138V117L137 116H135V114L133 115L134 117L132 118V120H131V122H130V120H129V122H126L128 119H129V117H130V119H131V117H132V115H131V113L129 112L128 114H127V112H126V110H124V109H122V108H126V105H124L125 104V102H123L122 103V101L121 100H115L113 97V99H107L108 101L109 100H112V101H110V103H103L102 105H101V110L99 109V107L96 109V112H97V110H99L98 111V114H99V112H100V114H101V111H102V116L104 117V115L105 114H107L108 112H111V109H114L113 107L109 110V108H110V105L111 106H114L115 105V107L117 106V108H115V110L117 111V110H119V112H121V114H110V115H112V116H118L117 118H119V116L122 118V121H123V126H127L128 124H130V128L133 130V128H137L138 130H139V128L141 129L140 131H139V134L137 133H135L136 135V138H135V140H136V142H139V143H136V142H134L135 140L133 139V140H130L131 142H132V144H134L135 146H136V148L137 149H135L134 150V152L132 153V152H130V151H132V147L133 146H131V148L128 146V148L125 146V148H123V147H121V145H124V143L127 141H129L128 139H126V141H125V139H124V141H122V138H124L125 136H127L129 133L126 131V132H119V133H121V136H119L118 137V139H119V146H120V148H121V152L123 151V154H125L126 153V158H127V162H126V164L128 165V168L127 169H125V170H121L123 167H124V165H125V162L124 163H119V167H118V169L120 170V172L118 173V174H116L115 176H113V175H110V176H106V177H104V175L101 177L100 176V181L97 183V184H92L91 185V187H90V190H94V189H96L97 191H101V190H103V186H102V188H100L99 189V186H100V184L102 183V185L103 184H108V185H110L114 190H116V189H118V188H120L119 189V191H121V192H123V193H126L127 192V194H128V196H129V198L131 199V198H134V197H138V196H136L135 195V193H137V192H131L130 190H129V187L128 186H131V185H136L137 183H140V181H142V179H148V178H150V175L151 174H153V173H160V174H164V175H161V178H159V176H157V174H155L154 176L156 177L157 176V179H156V181H158L156 184H155V188H156V190H154L155 188H153L152 187V185L154 186V183L156 182V181H154L153 182V184L151 185V187H152V189L150 190L149 189V187H148V189L149 190H146V192H145V195H146V197L147 198H145V196H144V194H143V198L144 199H146V201L147 202H149V203H145V206H147L148 204V206H151L152 207V205L151 204H153V206L155 207L154 209H152L151 208V210H153V212L151 211V210H149V211H151L150 213H152V215H153V218L154 219H152L153 220V223H152V225H150V226H148V230H153V231H160L161 229L160 228H162V229H164V230H168L170 227H172L175 223H177V221L178 220H183V221H185V223L187 224L186 225V227L187 228H189L190 226H191V224H190V222H191V218H192V215H193V217H194V214L193 213H195V217H201V216H205V215H215V216H212L213 217V219H214V222H216L217 221V223L219 224V222H221L220 224H225L226 222H230V224H231V226H230V224H228L230 227L229 228H231L232 229V226H233V222H235V221H233L232 219L234 218V217H236V215H237V218H239V220H240V218L242 217V216H246V215H248V213L250 214L251 213V211H248V212H246V210H245V208H246V206L247 207H250V206H252V205H255L252 201H249V199H247V197L249 198V197H251V196H253L252 195V192H254L255 190H253V188H251L250 189V191H248V189H247V196L245 195L244 196V194L242 193V196H241V193H240V190L239 189H241L240 188V185H239V183H237L239 180V182H241V181H243L244 179H249V177L251 176V174H253L254 172H256L257 174H263L264 173V157H263V161L261 162V163H259V164H254V166L253 165H250L249 166V164H248V161H246V159L248 160V158L246 157H244V155H243V157L241 158V156H242V154H245V152L243 153V151L242 150H240L239 148V151H237L238 152V154L239 153H241L240 151H242V153L241 154H239V155H241V156H239V155H237V157L239 156V158H238V160H237V158H236V160L234 159L236 156V154H237V152H236V154L235 155H233L232 157V160L234 161H236V162H232V160L230 159V157H231V151H232V154H233V152L235 151V150H237L236 148H235V146H234V144L231 146V148L233 147V149L231 150H228V153H227V149H229L230 148V145L228 146L227 145V143L226 142H228V141H232V142H230V143H234V140L233 139H231L230 140V138H229V136H227L228 138H225V136L226 135H228L227 133H228V131H230L229 132V134H230V137H231V135H232V131L230 130V129H228L227 127H226V125H228V123H229V125L228 126H230V123H231V121H232V116H233V112L232 111H234V109H235V100L234 99H236V98H238L239 97V99H240V97L243 99V103H244V99H246V100H248V99H250L252 96H251V94H252V92H254L255 93V90L257 89V91H261L262 92V94H264V85L263 86H260L259 88H258V86L257 85H254V86H251V87H249V85H245V86H242L241 84H238V86L237 87H234L232 84H227V82H226V77L228 76V75H230L228 72L226 73V71H233V65L232 64H234V63H232V61H231V63H230V60H233V62L235 61V63H238V62H243V61H246V62H258V61H262V59L261 58H263V60H264V41H262V40H264V16H263V14L261 13V16H259L260 14V12H263L264 13V5H263V3H262V0H260V1H258L257 2V0L255 1L254 0V3H253V0L252 1H250V0H240V1H244V3L242 2V3H240L239 2V0L237 1H235V0H218V2H219V4H218V2H217V0H209V3H208V0H152V1H154V2H149L150 0H146V2H149L150 4H142L145 8L146 7H148V9L149 10H151V11H153L154 10V13H152L151 11L150 12H145V11H149L148 9L146 10L145 9V11H144V13H146L147 15L145 16V14L142 12L144 9V7L142 6H139V4H138V2H135ZM178 1V2H177ZM183 1H185V3L183 2ZM213 1H215L216 3L213 5ZM227 1V2H226ZM92 2H94V3H92ZM97 2V3H96ZM121 2V3H120ZM133 2V3H132ZM135 2V3H134ZM140 2V1H139ZM145 2V3H146ZM182 2V3H181ZM229 2V4H228V6L227 5H225V4H227ZM231 2H232V4H234V3H237V2H239V4H241V6H239L238 4V8H236L235 6V4L234 5H232L231 4ZM259 2L261 3V4H259ZM67 3H70V6L69 5H67ZM100 3H102L101 5H100ZM125 3V4H124ZM127 3H128V5H127ZM131 5H130V4ZM141 3H143V0H142V2ZM140 3V4H141ZM253 3V4H252ZM97 5L96 7L94 6V5ZM99 4V5H98ZM124 6H122V5ZM156 4L158 5V6H156ZM210 4V5H209ZM211 4H212V6H211ZM231 4V5H230ZM244 4H246V5H244ZM257 4H258V6L259 5H261L260 7H258L257 6ZM118 5H120V6H122L123 7V9L125 10H121V7L120 6H118ZM132 5L134 6V7H136L135 9H137L138 7L139 8H142L141 9V11H139V13H137L138 15H139V17L137 16V14H136V16H137V18H138V20L135 18V16L133 17V15H131L132 13H133V11L131 10L132 8ZM152 5V7L150 8V6ZM209 7H207V6ZM252 7L251 8V10H250V7ZM68 6H69V8H70V11H67V8H68ZM101 6V7H100ZM131 6V7H130ZM138 6V7H137ZM216 7V9H215V7ZM220 6H221V13L219 14V11H217V10H220ZM226 6V7H225ZM110 7V8H109ZM129 7L131 8V9H129ZM134 7H133V9H134ZM154 7V8H153ZM158 7H160V8H158ZM189 7V8H188ZM234 7V8H233ZM241 9H243V10H241ZM69 8H68V10H69ZM101 8V9H100ZM102 8H103V10H102ZM108 8H109V11H107L108 10ZM126 8V9H125ZM138 8V10H140ZM218 8V9H217ZM226 10H225V9ZM231 8V9H230ZM245 8H247L246 10H248V8H249V10L248 11H244L245 10ZM257 8L259 9V10H257ZM260 8H262V10H260ZM53 9L55 10V13L57 14H54V16H52L53 15V13L51 12V10L53 11ZM118 9H120V10H118ZM212 9V10H211ZM215 9V10H214ZM228 9H229V11H228ZM235 10V14H233V10ZM238 9V10H237ZM240 9V10H239ZM105 10V11H104ZM128 10H130L129 12H128ZM162 10H164V11H162ZM46 11V12H45ZM57 11V12H56ZM63 11H66V12H69L68 13V15L70 14V15H73V16H70L69 15V17H68V15L66 14V12H63ZM106 11H107V13H106ZM120 11V12H119ZM125 13H124V12ZM135 12H137L136 10H134ZM215 11V12H214ZM216 11L218 12V13H216ZM222 11H224V12H226V13H224V12H222ZM244 11V12H243ZM252 11V13H250ZM256 11H258V12H256ZM82 12V13H81ZM86 12H88V13H86ZM113 12V13H112ZM124 13V15H123V13ZM143 13V15L145 16V19H143V15L141 14V13ZM156 12V13H155ZM164 12V13H163ZM187 12V13H186ZM230 12V13H229ZM239 12H243V16H246V18L243 20L242 19V17L243 16H240V15H242L241 13H240V15L238 14ZM258 13V16H256V14H253V13ZM103 13H105L106 15H108L106 18H105V14L103 15ZM121 13H122V15H121ZM126 13H128L127 15H126ZM131 13V14H130ZM213 13V14H212ZM59 14L61 15V16H63V18L62 17H60L59 16ZM76 14H80V15H76ZM87 14H89V15H87ZM111 14H114V15H111ZM116 14H120L119 15V17H121V18H118V15H117V17H116ZM134 14V13H133ZM156 14V15H155ZM218 14L221 16L220 17V19H217L219 16H218ZM226 14V15H225ZM230 14H233L232 16H233V18H232V16L230 15ZM244 14H247V15H244ZM43 15H44V17H47L48 19H47V21H46V19L44 20V17H43ZM57 16V22L55 23L54 21H56L55 19H56V16ZM83 15V16H82ZM126 15V16H125ZM191 15V16H190ZM3 16H4V18H3ZM13 18H12V17ZM39 16V17H38ZM43 18H42V17ZM66 16H67V18H66ZM81 16V17H80ZM217 16V17H216ZM226 16H231V18H229L228 19V21L226 20V21H224V22H222L223 20H225V19H227V17ZM235 16V17H234ZM236 16H238L237 17V19L239 18V16H240V19L239 20H237V21H241V22H244V25L246 24L245 22H247L248 21V19L247 18H249V17H253L254 19H256V21L254 20V19H252V21L256 24V22H258L259 23V21H260V25H258V24H256V25H258L257 27H256V25L253 23V22H250V21H248L249 22V24H248V26L249 25H251V24H254V25H252L251 27H252V30H251V28H247L248 26H247V24H246V26H243V24L242 25H240L239 26V24L240 23H238L237 25L239 26V27H237V25L235 26V25H233L234 23H235V21H236ZM248 16V17H247ZM9 19H8V18ZM11 17V18H10ZM40 17L43 19H40ZM55 17V18H54ZM115 17V18H114ZM123 17V18H122ZM127 17L129 18V19H127ZM132 19H131V18ZM150 17V18H151ZM223 17V18H222ZM64 18H66L65 20H64ZM85 18V19H84ZM96 18V19H95ZM118 18V20H116ZM181 18V19H180ZM216 18V19H215ZM235 18V19H234ZM38 19V20H37ZM40 19V20H39ZM61 19V20H60ZM82 21H81V20ZM97 19H98V21H97ZM124 21H123V20ZM125 19H127V21L129 22L130 21V25L131 26H129V24H128V26L127 25H123V24H127L128 22H125ZM141 19H143V20H141ZM166 19V21H164ZM196 19L198 20V21H196ZM231 19V20H230ZM234 19V20H233ZM247 19V20H246ZM52 20V21H51ZM59 20V21H58ZM85 20H86V22H85ZM96 20V21H95ZM141 20V21H140ZM167 20H169V21H167ZM214 20V21H213ZM259 20V21H258ZM81 21V22H80ZM84 21V23L82 24V22ZM101 21V22H100ZM109 21V22H108ZM111 21H116V25H115V22H112V24L113 25H115V28L119 25L120 26V24L122 23V22H125V23H122V25L120 26V27H118V28H120V29H118L117 28V30H118V32H116V35L117 34H119V32L120 31H122V35H121V33L119 34V39H121L122 40V43H121V40H117L118 39V37L117 36H114L115 34L114 33H112L111 34V30H110V28H112L111 27V25H110V23H111ZM121 21V22H120ZM137 21V22H136ZM177 21L179 22V23H177ZM218 21V22H217ZM229 21H231V24L233 23V21H234V23L231 25L230 23H229ZM134 24H133V23ZM136 22V23H135ZM163 22H166L165 24L163 23ZM186 22V23H185ZM211 22H213V23H211ZM220 22V23H219ZM228 22V23H227ZM50 23V24H49ZM73 23V22H72ZM71 23V24H72ZM79 23V24H78ZM158 23V22H157ZM158 23V24H159ZM181 23V24H180ZM183 23V24H182ZM187 24V25H185V24ZM211 23V25L213 24V25H216V23L218 24H220V25H216V26H214V30H207V32L206 31H204L205 29V27H204V24H205V26L207 27H209L210 25H206V24H210ZM229 24V25H225V24ZM2 24V25H1ZM12 24H13V26H12ZM15 24H17V25H15ZM46 24V25H45ZM47 24H49V25H47ZM75 24V23H74ZM82 24V25H81ZM132 24H133V26H132ZM136 24V25H135ZM146 24V25H147ZM202 24H203V28H201V31H202V29H203V31L204 32H202V34H206V35H203V36H201L200 37V33H201V31H200V29H198L200 26H202ZM223 24L226 26V29H227V31H226V36H224L225 34H223V32L225 31V28L223 29ZM42 25H44V26H47L45 29H43L42 27H40V28H38L39 26H42ZM112 25V26H113ZM191 25H193V26H191ZM213 25L212 26H210L211 27V29H212V27H213ZM231 25V26H230ZM15 26V29L16 30H18L17 32H16V30L14 31V32H16L15 33V35H13L14 33L13 32H11V31H13V30H11V29H13V27ZM17 26V27H16ZM31 26V27H30ZM83 26V27H82ZM95 26H96V28H95ZM126 26L128 27L127 29H128V32L130 31L131 32V30H132V32H131V35L127 32V30H125V32H124V29H126ZM140 26V27H139ZM147 26H149V24L147 25ZM194 26H199L198 28H195ZM220 26L222 27V31L221 32H219V33H217L218 31H219V28H220ZM231 29H229L228 27ZM243 26V27H242ZM256 28H255V27ZM261 26H263V27H261ZM8 27H11L10 29L8 28ZM20 27H22L21 29L23 30V32H22V30L20 29ZM33 27V28H32ZM35 27V28H34ZM48 27H50V28H48ZM80 27H81V29H80ZM110 27V28H109ZM130 27V28H129ZM137 29H136V28ZM207 27V28H208ZM210 27H209V29H210ZM215 27H216V30H215ZM258 27H261V28H258ZM3 29V31H1L2 29ZM34 30V29H36V30H41V28H42V30L40 31L39 30V32H36L35 30H34V32H36V33H38V34H33L32 33V31H29V30ZM114 28V27H113ZM112 28V30H113V32H115V28L113 29ZM175 28V27H174ZM176 28V29H177ZM206 28V29H207ZM241 28V29H240ZM7 29L9 30V32H10V34L11 35H13L12 37H10L11 35L10 34H8L9 32L7 31ZM29 29V30H28ZM86 29V30H85ZM218 29V30H217ZM229 29V30H228ZM235 29V30H234ZM237 29L239 30V31H241L242 32V30H244L243 32H245L247 29H249L250 31H251V33H249V34H251V36H252V38H251V36H250V38H248L249 36H248V32H250L249 30L248 31H246V33H245V36L244 35H239V36H237L238 38H239V40H238V38L236 39V40H234V44L237 42L238 44H235V45H231V44H229V43H227V44H224L226 41V39H224V38H222V37H226L227 38V35L228 34H230V33H234V31H236V32H238V34H239V31H237ZM260 29V30H259ZM262 29V30H261ZM98 30V31H97ZM110 30V31H109ZM192 30V32L190 33V31ZM194 30H196V32H194ZM221 30V29H220ZM4 31H6V32H8V33H6V32H4ZM29 32V34L31 35L32 34V36H30L29 34H28V32ZM82 31V32H81ZM97 31V32H96ZM200 31V33L198 34V32ZM229 31H230V33H229ZM254 31H256V32H254ZM258 31V32H257ZM22 32V34H20ZM41 32V33H40ZM55 32V31H54ZM78 32V33H77ZM108 32V33H107ZM128 33V34H125V33ZM209 32H211V33H209ZM215 32V33H214ZM243 32H242V34H243ZM26 33V34H25ZM96 33V34H95ZM103 33V34H102ZM110 33V34H109ZM196 33H197V35H196ZM225 33V32H224ZM92 34V35H91ZM95 34V35H94ZM140 34V35H139ZM212 34V35H211ZM219 34H221L222 36L220 37V35L218 36ZM247 34V35H246ZM2 35H4V37L2 36ZM25 35V36H24ZM27 35V36H26ZM33 35H35V38H36V40H37V42H36V40L34 39V37H33ZM42 35V36H41ZM87 35V36H86ZM100 35V36H99ZM174 35L175 34H173V37H174ZM175 35V36H176ZM188 35H189V38H188ZM215 35V36H214ZM23 36V37H22ZM29 36V38H27ZM58 36V35H57ZM95 36V37H94ZM97 36V37H96ZM106 36V37H105ZM109 36V37H108ZM121 36V37H120ZM128 36V37H127ZM140 36V39L138 38ZM180 36H181V34H180ZM180 36H179V38L177 37H175V41H172V39L174 40V38H172V39H168L167 37H170V36H165L166 38H163L162 40H163V43L165 44V47H166V50H168V49H170L171 48V46H172V44H174V43H177L179 40H180ZM182 36H181V38H182ZM205 36V37H204ZM207 36V37H206ZM213 36V37H212ZM220 37V39L222 40V42L223 41H225V42H223V43H220V41L216 38V37ZM230 36V35H229ZM233 36L235 37V35L233 34ZM233 36H231V38L233 37ZM243 36V37H242ZM257 36H260V38L259 37H257ZM2 37H3V39H2ZM87 37V38H86ZM94 37V38H93ZM112 37V38H111ZM172 37V36H171ZM170 37V38H171ZM195 37V38H194ZM196 37H197V41L195 40L194 41V39H196ZM200 37V38H199ZM209 37H212V39H215V41L214 40H212L211 38L209 39ZM246 39H245V38ZM256 37H257V39H256ZM30 38H32V40L30 39ZM114 38V39H113ZM117 38V39H116ZM129 38V39H128ZM137 38L140 40V42H138L139 40H137ZM185 38V39H186ZM199 38V39H198ZM208 38V39H207ZM229 38V37H228ZM227 38V42H229V40L231 39V38H229L228 39ZM241 38H244V40L242 39V41H244V42H241ZM29 39V40H28ZM83 39L86 41V39H87V41L85 42L84 41V44H86V45H84L83 44ZM143 39V40H142ZM164 39H166V41H168V42H166L165 43V40ZM206 39V40H205ZM233 39V38H232ZM255 39V40H254ZM21 40V41H20ZM33 40H35V42L33 41ZM40 40V39H39ZM114 40V41H113ZM119 41V44H118V42L117 41ZM124 40H126V42L130 45V47H133L130 51H131V53L130 52H128L129 51V45H125V41ZM129 40V41H128ZM133 40V41H132ZM176 40H177V42H176ZM184 40V39H183ZM199 40V41H198ZM208 40V41H207ZM210 40H212V41H214V42H210L211 44L212 43H214V45H215V50H214V53H213V47H214V45H209L210 43H209V41ZM238 40V41H237ZM246 40V41H245ZM247 40H250V41H248L250 44L248 45V46H246L245 44V46H246V49L247 48H249L250 46V49L248 50V51H254L256 48H257V46H259V50H258V48H257V53L254 51L253 53H251V52H247L248 53V55H247V53H245V46H244V48H243V44L242 43H247ZM253 40V41H252ZM29 41V42H28ZM30 41H33V42H30ZM130 41H132V43H130ZM172 41V42H171ZM262 41V43H260V42ZM7 42V41H6ZM8 42L10 43V40H8ZM20 42H24L23 44L21 43V44H19ZM87 42H88V44H87ZM170 42V43H169ZM3 43L5 44V41H3ZM19 44V47H16L15 48V46H18V44ZM120 43H121V45H120ZM190 45H189V44ZM196 43L194 44V45H196ZM199 43V44H200ZM207 43H209L208 44V46H210L211 47V49H212V51H211V49H209L208 48V46H207ZM216 43H217V45H220V46H217L216 45ZM254 43H255V45H256V47L255 48H252L253 46H255L254 45ZM261 44V47H262V50H261V48H260V44ZM25 44V45H24ZM115 44H117V45H115ZM124 44V45H123ZM193 44H192V47H193ZM242 44V45H241ZM259 44V45H258ZM23 46L22 48H21V46ZM30 45V46H29ZM131 45H133V46H131ZM170 45V46H169ZM188 45V46H187ZM201 45H200V47H201ZM205 45V44H204ZM228 45H231V46H228ZM238 45V46H237ZM241 45V46H240ZM117 46V47H116ZM124 46H126V48H128V49H126V48H124ZM213 46V47H212ZM217 46V47H216ZM11 47V48H10ZM97 47H99V45H97ZM97 47H93V48H97ZM205 47H207V48H205ZM219 47H221V49L219 48ZM243 49H242V48ZM19 49V50H17L18 52H16V49ZM20 48H21V50H20ZM93 48H90V46L88 47V51H84V53H90V51L93 49ZM119 48H124L126 51H124V49H119ZM205 48V49H204ZM229 48V49H228ZM241 50H240V49ZM252 48V49H251ZM119 49V50H118ZM218 49H220V51H218ZM254 49V50H253ZM121 50H123V51H121ZM134 50V51H133ZM216 50L218 51V53L216 52ZM229 50V51H228ZM119 51V52H118ZM183 51V50H182ZM181 50H179L178 52H176L175 54H174V56L176 57L180 52H182ZM211 51V52H210ZM232 51V50H231ZM4 51H1V53H3ZM10 52V53H11ZM27 51H24L23 53H26ZM114 52V53H113ZM196 52H198V53H196ZM234 52H235V54H234ZM261 52V53H260ZM263 52V53H262ZM9 53V52H8ZM159 53V50L157 49V50H155V51H153V53H151L150 55H152V54H154V55H157ZM216 53V54H215ZM12 54H14V51H13V53ZM120 54H121V57H120ZM129 54H130V57H129ZM135 54V55H134ZM238 56H237V55ZM250 54V55H249ZM259 54H261V55H258ZM128 55V56H127ZM228 55H231V56H229L228 57ZM234 55L236 56V58L234 57ZM239 55H240V57H239ZM242 55V56H241ZM263 55V56H262ZM246 56H247V58H246ZM262 56V57H261ZM127 57H129V58H127ZM140 58H141V56H139ZM219 57L221 58L222 57V59L220 60L219 59ZM233 59H232V58ZM241 58V57H244V58H242V59H239V58ZM261 57V58H260ZM124 58V59H123ZM201 58V62L199 61V59ZM217 58V59H216ZM231 58V59H230ZM129 59V60H128ZM216 59V60H215ZM237 59H239V61L237 60ZM103 61H105L106 63H103ZM108 61V62H107ZM145 62L144 63H148L150 60H148V61H146V60H144ZM199 61V62H198ZM31 62V61H30ZM229 64H228V63ZM82 63V62H81ZM120 62H118L117 64H119ZM211 64H212V66H211ZM230 64H231V66H230ZM141 66V67H140ZM140 66H138V67H136V69H131L132 71H130V69H128V72L126 73L127 75H126V77H127V79H131V78H134V76H135V80L139 77H143V76H141L142 75V70H144V68H142V66L143 65H140ZM215 66V67H214ZM226 66H229L228 68L226 67ZM102 67V68H101ZM212 67H213V69H212ZM79 69H80V67H78ZM88 67H86V66H82V69H87ZM111 68H113L114 70H117L116 68H115V66L113 67V66H111L110 67V69ZM226 68H227V70H226ZM232 68V69H231ZM89 69V68H88ZM141 69V70H140ZM186 69H190V67L189 68H186ZM194 69V68H193ZM222 70V71H221ZM226 70V71H225ZM235 70V69H234ZM207 72H208V74H207ZM211 72H213V74L211 73ZM221 72V73H220ZM199 73V72H198ZM210 73V74H209ZM97 73H95V75L94 76H97L96 75ZM138 74V75H137ZM200 75V77L201 76H204V75ZM115 75V76H114ZM118 75V76H117ZM111 74V77H119L121 74ZM83 76V75H82ZM138 76V77H137ZM154 76H155V74H154ZM216 76H218V78L216 77ZM225 76V77H224ZM83 77H88V75H85V76H83ZM121 77L122 78H126L125 77V75L123 76V75H121ZM120 77V78H121ZM129 77V78H128ZM137 77V78H136ZM201 78H203L204 79V77H201ZM215 78V79H214ZM216 78H217V80H216ZM190 80V79H189ZM221 80H225V83L226 84H223L224 82H222ZM221 81V82H220ZM95 83V84H94ZM98 82H92V83H85V84H83V85H89V87H91L92 88V84H93V87H96L97 85H101V83H98ZM155 84L154 85H156V83L157 82H154ZM157 83V84H158ZM97 84V85H96ZM139 83H137V85H138ZM159 84L157 85V87L159 88ZM192 84V85H193ZM204 84V85H203ZM128 85H136V83H134V84H132V83H130V84H128ZM226 85V86H225ZM210 86H212V87H210ZM247 86V87H246ZM231 87V88H230ZM164 88V89H163ZM211 88V89H210ZM213 88V89H212ZM228 88H229V90H228ZM244 88H245V90H244ZM249 88H255V89H250L249 90ZM262 88V89H261ZM225 89V90H224ZM232 89V90H231ZM250 91H248V90ZM163 90V91H162ZM210 90H211V93H210ZM237 91V92H235V93H237L236 94V97L234 96L235 95V93H232V92H234V91ZM252 90V91H251ZM254 90V91H253ZM166 91V92H167ZM171 91V92H170ZM184 91V90H183ZM199 91H201L202 92V94L205 92L206 93V91H208V93H210V96H213L212 98H209L208 100H207V98L209 97V95L208 94H206V95H204V96H206V97H204V98H201L200 97V100H199V98H197V96H195V98H194V93H196V95H198V96H201V95H199ZM192 92V91H191ZM200 92V93H201ZM216 92H217V94H216ZM218 92H219V94L221 95V96H219L218 97ZM243 92H244V97H242L243 96ZM246 92V93H245ZM249 92V93H248ZM178 93V94H179ZM212 93H213V95H212ZM242 93V94H241ZM183 94H184V96L186 95L187 97H185V98H183ZM233 94V95H232ZM246 94H247V96H246ZM237 95H239L238 97H237ZM242 95V96H241ZM164 97L165 99H162L161 100V97ZM174 98H173V97ZM216 96V97H215ZM264 96V95H263ZM180 97H182L183 99H185V100H187L188 98L190 99V100H199V104L203 107V108H208V109H210L211 111H213L214 109L217 111L218 109V111H217V113H223V118L224 119H227V117H228V120H227V122H226V125H222L221 127H220V130H221V132L222 133H224V135L221 133L220 134V136L221 135H223L224 136V138L222 137V138H220L219 139V137H218V139L219 140H221V141H219L218 140V143L220 144V142H221V147L220 146H218V147H220L219 149L215 146V143L213 142L214 140V138H216L218 135L217 134H219V133H217V132H219L220 130H216L217 132H215V133H213V134H215V135H217L216 137H215V135H213V139H211L212 138V136H210V137H208V139L207 138H205V139H207V140H209V139H211V140H213L212 142L209 140V141H206V142H204V141H199V143L201 142L202 144H201V146H196L197 147V149H195V150H197V151H194L193 153H192V155L190 154L191 152V149H194L195 148V146L194 145H197V144H199V143H197V142H195L194 143V141H193V143H192V140H191V143L190 144H192V148H191V145L189 144V143H187V141L189 142L190 140H189V138H186V136L184 137V134H182V136H179V135H181V133L182 132H176L175 130H176V128H173V126L175 127V119L176 118H181L182 116H179L180 115V113H182L181 111H182V109L181 110H178L177 108H179V106H177L178 105V101L180 100V102H181V98ZM229 97H231V99L232 100H234V104H232L231 105V103H233L231 100L229 101ZM248 97H250V98H248ZM178 98H180V99H178ZM187 98V99H186ZM206 98V99H205ZM224 98H226L225 100H224ZM234 98V99H233ZM248 98V99H247ZM159 99V100H158ZM177 99V100H176ZM201 99H204V100H201ZM242 99H240V100H242ZM164 100H166L165 102H164ZM170 102H169V101ZM108 101H105V102H108ZM209 103H208V102ZM119 102V103H118ZM172 102V103H171ZM177 102V103H176ZM183 102H185L184 100H183ZM226 102H229L230 103V106L228 105V104H226V105H228V106H225V107H223L222 105H220V104H223V103H226ZM236 102H237V104H238V99L236 100ZM247 102V101H246ZM115 103V104H114ZM173 103H174V105L175 106H177V107H175L174 105H173ZM176 103V104H175ZM217 103V104H216ZM110 104V105H109ZM118 104H120V105H118ZM124 106H123V105ZM139 104H142V105H140L141 106V108H138V106H139ZM145 104V105H144ZM181 104H182V102H181ZM180 104V105H181ZM203 104V105H202ZM216 104V105H215ZM74 105V104H73ZM80 105V106H79ZM87 105V106H86ZM185 105V103L182 105V106H184ZM207 107H206V106ZM211 105H214L215 107H210ZM220 105V106H219ZM223 105H225V104H223ZM33 106V110H34V105H32ZM71 107V108H73L74 106H72V105H63V107ZM77 106V108H83L84 109V107L85 108H87V107H89L88 106V104H86L85 102L83 103V102H81V103H79L78 105H76ZM121 106H123V107H121ZM139 106V107H140ZM146 106V108H144ZM154 106H152V107H154ZM231 106H233V108L231 107ZM29 107H31V105H28L26 108H27V110L24 112L26 115H27V113H28V111H30L29 113H30V115H27V117H26V115H25V118H27L26 119V121H28V122H31L30 120H29V118L31 117V120H32V118H33V115L31 114L32 112H31V108H29ZM66 107V108H67ZM104 107H105V110H103L104 109ZM118 107H120V109L118 108ZM131 107H130V109H131ZM148 107V108H147ZM175 107V108H174ZM25 108V109H26ZM76 107H75V109H77ZM128 108H126V109H128ZM136 108V109H135ZM167 108V109H166ZM170 108V109H169ZM182 108H184V107H182ZM214 108V109H213ZM220 108H222L221 110H220ZM224 108H226V109H224ZM122 109V110H121ZM138 109H139V111H138ZM145 109H147L146 111H144ZM149 109V110H148ZM161 110V111H163V112H165V113H167V114H163L162 112H158V110ZM165 109V110H164ZM176 110L175 112L173 111V110ZM213 109V110H212ZM264 108L262 107V111H264L263 110ZM115 110H113L112 112H114ZM129 110V109H128ZM152 110V109H151ZM157 111V113H153V116L151 115L152 114V112H156ZM226 110V111H225ZM104 111H105V114H104ZM124 111L126 112V113H124ZM130 111V110H129ZM141 111V112H140ZM149 112V114H148V112ZM167 111V112H166ZM177 111H179V113H177ZM183 111H184V109H183ZM223 111V112H222ZM168 112H169V114H168ZM171 112V113H170ZM151 113V114H150ZM161 113V114H160ZM264 112H262V119L264 120V114H263ZM98 114H96L95 113V115H93V116H95V118H96V115H98ZM160 114V115H159ZM171 114V115H170ZM175 114V115H174ZM32 115V116H31ZM121 115H125V116H121ZM130 115V116H129ZM147 115V116H146ZM150 115L152 116L151 118H153L154 116H155V118L154 119H149L150 118ZM158 115H159V117H158ZM227 115H229V116H227ZM102 116L100 117L101 119H102ZM108 116V118H111V117H109V115L107 114L106 116H105V119H102V120H104V121H95V122H81V124H84V125H90V124H94V125H103L104 127H105V129H108L111 125H107V124H110L111 122H109V121H107L106 120V117ZM129 116V117H128ZM143 116V117H142ZM145 116V117H144ZM168 116H169V118H170V120H169V118H168ZM227 116V117H226ZM34 117H36V116H34ZM115 117V118H116ZM126 117H127V119H126ZM172 117L174 118V120H172ZM190 117H193V115L191 116L190 115ZM229 117H232L231 118V120H230V118ZM99 117H98V119H100ZM140 118V119H139ZM141 118H143L142 120H141ZM144 118H148V119H144ZM34 119V118H33ZM134 119H135V121H134ZM138 119L140 120V121H138ZM163 119V120H162ZM182 119V118H181ZM194 119V118H193ZM35 120V123L36 122H38L39 123V120L36 118V119H34ZM33 120V121H34ZM38 120V121H37ZM110 120V119H109ZM126 120V121H125ZM137 120V121H136ZM159 120H162V121H167L166 123H167V128L166 129H164V130H162V131H160V132H162V133H160V132H158V131H155L154 130V125H157V124H159L160 123V121ZM177 120V119H176ZM180 119H178V121H179ZM32 121V123L31 124H34V122ZM106 121V122H105ZM176 122V123H179L180 124V122H181V120H180V122ZM37 123V124H38ZM69 123V122H68ZM132 123H133V125H132ZM168 123H170V124H168ZM174 123V124H173ZM62 124H67V123H65V122H62ZM200 124V125H199ZM34 125H36V124H34ZM172 125V126H171ZM178 124H176V126H177ZM153 127V129H152V127ZM195 126V127H194ZM199 126V127H198ZM225 126V127H224ZM193 127H194V129H198V130H201V129H203L204 128V126L202 125V123H195L194 122V124H193ZM201 127V128H200ZM126 128V127H125ZM130 128H129V130H130ZM230 128V127H229ZM43 130H44V128L42 129V132H43ZM137 130V131H138ZM153 130L155 131V132H153ZM226 130V131H225ZM135 132H136V130H135ZM141 132V133H140ZM151 132H153V133H151ZM226 132V133H225ZM110 132L108 131V130H105V131H103V132H101V133H91V134H87V135H85V134H80V135H83V136H87V138H86V141H85V143H90L91 145H90V148H92V149H94V150H99V148H103V147H105V140L107 139V137L108 136H111V137H113L112 135V133L111 134H109ZM157 133H158V136H157ZM176 133V134H175ZM177 134H179V135H177ZM262 139H263V137H264V124H262ZM43 136V135H42ZM179 136V137H178ZM91 138V140H90V138ZM89 138V139H88ZM232 138V137H231ZM224 141H223V140ZM73 139H71V138H67L65 141L66 142H70V141H72ZM120 140L122 141L121 143H120ZM186 140V141H185ZM216 140H217V138L215 139V142H216ZM226 141V142H225ZM126 142V143H127ZM131 142H129V143H131ZM207 142H211L215 147L214 148H211V147H209V146H211V144L209 145V143H207ZM186 143V144H185ZM207 143V144H206ZM217 143V144H218ZM189 144V145H188ZM204 144V145H203ZM206 144V145H205ZM222 144H225V148H223L224 147V145H222ZM127 145V144H126ZM212 145V146H213ZM226 145H227V147H226ZM262 145L264 146V139L262 140ZM137 146H141V147H143L142 149H141V147H137ZM193 146H194V148H193ZM203 146V147H202ZM203 149H201V148ZM138 148H140V149H138ZM152 148H154V150L156 149L157 151H158V153L157 152H152L150 149H152ZM161 148V149H160ZM166 148V149H165ZM191 148V149H190ZM217 148V149H216ZM128 149H131V150H128ZM165 151H164V150ZM216 149V150H215ZM222 149H224V152L223 151H221ZM226 149V150H225ZM114 150H115V152L117 151V148L115 147L114 148ZM113 150V151H114ZM118 150H119V148H118ZM126 151V152H125ZM128 151H129V153H128ZM198 151H200V152H198ZM207 152L204 156L202 155V154H204V152ZM262 151H263V147H262ZM160 152H162V153H160ZM196 152V153H195ZM209 152V153H208ZM264 152V151H263ZM112 153H114V152H112ZM117 154H114V155H111V157H115L116 156V159H120L119 161H121V159L122 158H120L121 157V155H120V152H116ZM130 153H132V155L133 156H131V154ZM230 153V154H229ZM235 153V152H234ZM201 154V155H200ZM227 154L228 155H230L229 157L227 156ZM120 155V156H119ZM207 155V156H206ZM210 155L212 156V157H210ZM117 156H119V158L117 157ZM125 156H123V157H125ZM202 156L204 157L203 159H201L202 158ZM209 156V157H208ZM220 156V157H219ZM245 156H246V154H245ZM263 156H264V153H263ZM132 157H136V158H141V159H144V158H150V159H155V160H152V164H148L147 162H145V161H142V162H140L139 163V166H136L137 168H133L134 167V164H133V161H132ZM201 157V158H200ZM208 157V158H207ZM215 157H217V158H215ZM222 157V158H221ZM215 159V161H213L214 159ZM220 160H219V159ZM124 159V158H123ZM157 159V160H156ZM160 159V161H158ZM195 161H194V160ZM197 159H198V161H199V163H196L197 162ZM204 159L205 160H207V161H204ZM218 159V160H217ZM242 161H241V160ZM166 160V161H165ZM193 160V161H192ZM209 160H211L212 162H211V164H210V161ZM217 160V161H216ZM240 160V161H239ZM155 161V163H153ZM162 161V162H161ZM200 161H201V163H200ZM222 161H223V164H222ZM96 165H97V171L99 172V173H101V174H103L104 173V168L107 166V165H111L112 163L111 162H109V160H107V158L105 159V157H99V158H97L96 159ZM157 162H158V164L159 163H162L161 165H160V167L157 165ZM203 162V163H202ZM194 163H196V165L194 164ZM205 163V164H204ZM209 163V164H208ZM224 163H226L227 164V166H231L230 168H232V170L234 171V173L235 174H233L234 175V177H236L237 179H238V181L235 183V184H237L236 186H233V185H235V184H233V185H231L232 183H231V179L229 178V176L227 175V173H223L222 171L224 170L225 172H227L228 170H225L224 168ZM237 164L238 165V167H237V165H234V164ZM164 164V165H163ZM193 164V167L191 166ZM201 164H204V165H206L207 167H208V165H210L209 167H211V170L213 169L214 170V173H215V171H217L216 169L218 168V171H217V173L218 174H222L223 176H225L226 178H224L223 176H222V178L220 177V178H218L219 176H218V174H215V175H217L218 177L216 178V180H218V184H219V186L220 185H223V187H224V185L226 184V181L228 182H230L229 184H230V186H231V188L233 187V189H231L230 188V186H227V184L225 185V186H227L226 188L224 187V189L223 188H221L220 189V187H219V190L217 189V191H216V189H215V175L213 174V178L214 179H212L211 177V170H210V168H208V169H206V166H201ZM208 164V165H207ZM153 165V166H152ZM152 166V167H151ZM162 166V167H161ZM164 166H165V168H166V166H167V168H166V170H165V168H164ZM204 167L205 169H203V168H199V167ZM213 166H215L214 168H213ZM216 166H218L217 168H216ZM226 166V165H225ZM226 166V167H227ZM234 166V167H233ZM245 166V167H244ZM247 166V167H246ZM251 168H249V167ZM257 166H258V168H257ZM198 167V168H197ZM224 167V168H223ZM262 167V168H261ZM151 168V169H150ZM158 168V170H161V169H163L162 170V172H158L157 170L155 171V169H157ZM161 168V169H160ZM216 168V169H215ZM222 168H223V170H222ZM236 168H238V169H236ZM240 168H242V170L240 169ZM250 169V170H253V169H255V171L253 170V171H251V173L249 174L248 172H250V170L249 171H247V169ZM259 168H261V170L259 169ZM151 170V172L154 170V172H152V173H149V171ZM190 169V170H189ZM197 169H199V172H201V173H199L198 174V172H197ZM220 169H221V173L219 172L220 171ZM258 169V170H257ZM146 170V171H145ZM192 170L194 171V172H196L195 174H197V175H200V177H201V180H200V177H199V180H197L198 179V176L197 175H195L194 174V172L192 173ZM207 170H208V172L210 173H208L209 175H208V177L206 178V177H204L205 175L207 176ZM210 170V171H209ZM244 170H246V171H244ZM206 172V173H204V172ZM259 171V172H258ZM260 171H262V172H260ZM145 172V173H144ZM171 173L170 174V176L167 174V173ZM188 172V173H187ZM203 172V173H202ZM239 172H241L243 175H240V177L241 178H239L238 177V173ZM247 173V175L245 174V176L246 177H243L244 176V173ZM240 173V174H241ZM173 174V175H172ZM186 174H187V176H186ZM202 174V175H201ZM204 174V175H203ZM169 177H168V176ZM191 175V176H190ZM193 175H195V177H197V179H194L195 177L193 176ZM232 175V176H233ZM164 176V178L166 177V178H170L172 181H173V189L171 188V186L169 185L170 183H172V182H170V183H166V181H168L167 179H165L166 181L163 183V181H164V178H162ZM190 176V178H192L193 177V179L195 180H193L192 182H191V180H190V178H188L189 180H190V183H189V181L186 179L187 177H189ZM221 176V175H220ZM262 176H264V174L262 175ZM142 178V179H141ZM177 178V179H176ZM184 179L185 180H187L188 182H185L184 183ZM203 179H205V180H203ZM208 179H212V180H208ZM163 180V181H162ZM170 180V181H171ZM175 180V181H174ZM219 180H221V183H219L220 181ZM226 180V181H225ZM210 181H212L211 182V184H210ZM225 181V182H224ZM262 181L264 182V177H262ZM213 182H214V185H213ZM217 182V181H216ZM224 182V183H223ZM262 182V189L264 190V188H263V183ZM40 183H41V185H40V188H39V193L41 194V192H42V189H43V186H45V181H44V178H42L41 177V180H40ZM162 183V184H161ZM194 183H197L196 185H198L197 187H195V185H194ZM200 183V184H199ZM206 183V184H205ZM223 183V184H222ZM234 183V182H233ZM158 184H159V186H158ZM165 184H167V185H169L168 187H169V190H166L165 188L167 187H165ZM188 184V185H187ZM205 184V186H204V190H203V186L202 185H204ZM207 184H210V186L212 185V187H214L213 189L210 187V188H208L207 189V187H208V185ZM228 184V185H229ZM162 185L164 186V187H162ZM194 186V187H193ZM200 186H202L201 188H202V190H200L198 187H200ZM41 187H42V189H41ZM157 187H159V188H157ZM163 189H162V188ZM168 187H167V189H168ZM206 187V188H205ZM218 187V186H217ZM238 187V188H237ZM147 188V187H146ZM194 188H195V190H194ZM197 188V189H196ZM228 188H230L232 191L234 190V188H237V194H236V191H233V192H231V191H229L230 192V194H228V193H225V194H223L224 192H223V190H225V189H228ZM122 189H125L124 191L122 190ZM159 189H161V190H159ZM170 189H172V190H170ZM209 189L211 190V191H214L213 193H215L216 192V196L211 192L210 194H211V196H210V194L209 195H207V192L209 193ZM158 190V194H156L157 191ZM165 190H166V192H165ZM193 190L194 191H196V192H199V190L202 192H204L203 194H204V198L205 199H203L202 198V200H203V202L202 203H204L203 205H201L202 203H199V199H201V198H199V199H197V197L196 196H198L200 193H197L198 195H195L196 194V192H194L193 193ZM207 190V191H206ZM243 190V189H242ZM149 191V195L150 196H153V194H155L154 195V197H149V195H147L148 192ZM151 191H153V193L151 192ZM161 191H164L165 193H162ZM219 191L221 192L222 191V194L225 196V198H226V200L228 201V199L227 198H229V196H230V202H228V203H230L231 205H232V208H231V206L229 207V205L227 204V201L225 200V198L223 197V195L222 194H220L219 193ZM238 191H239V193H238ZM155 192V193H154ZM170 192H172L170 195H168ZM225 192H227V190L225 191ZM242 192V191H241ZM152 193V194H151ZM167 193V196L165 195V196H163L164 197V199H163V197H161L165 202H163L161 199H160V201H162V202H160L159 201V196H161V194H166ZM263 194L262 195H264V191L262 192ZM160 194V195H159ZM202 194V195H203ZM239 194V195H238ZM156 195H158V196H156ZM177 196V197H173V196ZM206 195V196H205ZM221 195H222V197H221ZM196 197V201H194L193 202V197ZM210 196V197H209ZM228 196V197H227ZM233 196V197H232ZM141 196H140V198L142 199V201L144 200L143 198H142ZM157 197V199L155 200V198ZM199 197V196H198ZM208 197V198H207ZM211 197H216V198H218V199H216V200H219L218 202H215L214 201V203L212 202V205L210 204L211 203V200H212V198ZM235 197H237V198H235ZM151 198H153V200L151 199ZM211 200H210V199ZM221 198V199H220ZM241 198V199H240ZM41 199V198H40ZM165 199H168V200H170L169 202L167 201V200H165ZM172 199H175V201L174 202H172ZM193 199V200H192ZM207 199H209L210 201H205V200H207ZM224 199V200H223ZM232 199L234 200V201H232ZM239 199V200H238ZM242 199H243V201H242ZM248 200L247 202H252L253 204H251V203H245L243 206L240 204V203H244V200ZM152 202H150V201ZM213 200H215V199H213ZM222 200V201H221ZM236 200H238L237 202H238V206H236V204H237V202H236ZM261 200L264 202V196H261ZM48 202V204L49 205H47V208H46V211H47V213L45 214V215H42L41 214V212H42V208H40L39 209V206L37 207V211L36 212H33V211H30V210H28V209H26V210H23V211H21L22 213H21V217H19V219H17V221L21 224V225H23L24 227L25 226H27V227H29V226H31V225H33V224H35L39 229H40V234H41V232L44 230V228L46 229V232H47V235L50 237V238H48L47 240H49V242L51 241V237H53V236H51L53 233H55L56 231H58V230H60L59 232L61 233V232H65L67 235H70V234H73L75 231H77V234L80 236V238H83V240L84 241H88L89 243H97L96 245H94L93 247H91L89 250H86V249H84V250H82V251H80V252H78L77 253V255H76V258L73 260V263H54V264H144V263H139V260H135V263H131L130 261H129V259L128 260H126V259H124V258H120V257H114V258H112V259H106V260H103V262L102 263H97V262H92L91 261V255H92V253L96 250L97 251V255L98 256H100V257H105V256H107V255H109V256H114L115 255V252H116V250H115V248H117L118 246H123V245H125L126 243H125V241H123V240H118V241H116L115 243H113V245H107V244H105L102 240H99V239H96L95 237H93L91 234H90V232L91 231H93V230H95V227L94 226H91V225H89V223L92 221V220H94V222H96V224L98 223V226L100 225H104L105 223H107V221H108V219H107V216H106V214H104V213H102V212H100L97 216H95V217H93V219L91 218V216H90V214H89V212H87V207L88 206H91V205H94L95 206V208L96 209H99V208H102L103 207V204L105 203L104 201H103V199H100V198H94L93 200H91L90 202H88V203H85V201L86 200H81V199H78V200H76V198H73V197H70V196H64L63 198H61V197H58V198H55V199H52V200H47ZM201 201V200H200ZM221 201V202H220ZM41 202V201H40ZM122 202V201H121ZM119 203V205H118V207H116V211L118 212V214L121 216V217H125L124 216V211L122 210L123 209V207L126 205L124 202V204L123 203ZM143 202H145V200L143 201ZM168 202V203H167ZM194 203L193 205L192 204H190V203ZM197 202H198V206H199V204L201 205L200 206V208H202L203 207V209H202V211H201V213H200V211H198V210H196V212L198 211V215L196 216V212H194V210H190L189 211V209H192V206H193V208H195L196 206H197ZM209 204H208V203ZM225 202V203H224ZM240 202V203H239ZM107 203V202H106ZM207 204V206H206V204ZM218 204V205H216V204ZM234 205H233V204ZM261 204H262V202H260ZM122 204V205H121ZM214 204L216 205V209H215V206H214ZM223 204H225L224 206H223ZM226 204L228 205V207H226ZM260 204V205H261ZM144 205V204H143ZM106 206V204L104 205V207ZM123 206V207H122ZM196 207V208H198L199 209V207ZM242 206L243 207V209H241L240 207ZM122 207V208H121ZM190 207V208H189ZM214 207V208H213ZM225 208V210L227 211V213H228V216H229V214L230 215H232L231 217H233L232 219H231V217H228L227 218V213H226V211L225 210H223L224 208ZM236 207H239L240 209H235ZM70 208V209H69ZM219 208V209H218ZM223 208V209H222ZM231 208V209H230ZM119 209V210H118ZM210 209V211L211 210H214L215 209V211L214 212H207L208 210ZM232 209L233 210H236V211H234V213L235 212H239L240 211V213L243 211V210H245V215L243 214V213H241V214H239V213H237L236 215H234L233 216V214L234 213H231V212H233L232 211ZM263 209H264V207H263V204H262V211H263ZM206 210V211H205ZM218 210H219V212L222 210V211H225V216H224V212H223V214H222V211H221V214L224 216V217H226L225 219H228V220H226L225 221V223H223L224 222V220L225 219H223V216L221 217V214L218 212ZM185 211V212H184ZM25 212H27L28 214L27 215H25ZM192 212V213H191ZM207 212V213H206ZM219 213V215H218V213ZM244 212V211H243ZM111 213H114L113 212V209H111ZM206 213V214H205ZM209 213V214H208ZM214 213V214H213ZM215 213H217V214H215ZM255 213H258V212H255ZM200 214V215H199ZM66 215H68L69 216V220H70V223H71V227H69V226H67L68 224H66V222H64V223H61L60 222V220H61V218L62 217H64V216H66ZM216 215H218V216H216ZM263 215H264V212H263ZM31 217V220L30 221H28V220H26V219H28V217ZM38 216H41V218H39L38 220H37V217ZM26 217V218H25ZM217 217H220V219H218ZM129 217H127V220H129L128 219ZM131 218V217H130ZM223 219V220H222ZM131 220V219H130ZM128 221V224H129V222H131V221ZM237 220V219H236ZM223 221V222H222ZM239 223L241 222V221H238ZM237 222V223H238ZM263 222H264V218H263ZM127 223H123L121 226H119L120 228H123V226L124 225H126V227H128L129 225H128ZM135 224V223H134ZM98 226H96V228L98 227ZM234 227L235 228H242V227H240V226H233V229H234ZM228 227H226V229H229ZM49 244V243H48ZM87 252H88V254H87ZM41 253H43V251L41 252ZM115 256H117V255H115ZM79 257H81L80 258V260H79V263H77V260H78V258ZM88 260H87V259ZM23 264H31V263H29L28 261L27 262H25V263H23ZM45 264H48V263H45ZM147 264H153V263H147Z\"/></svg>","mask_w":264,"mask_h":264}]
</instances>
